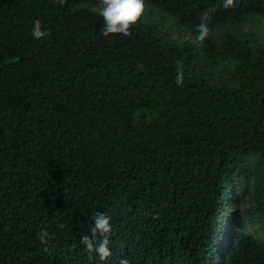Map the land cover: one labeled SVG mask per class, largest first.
Here are the masks:
<instances>
[{"label": "trees", "instance_id": "obj_1", "mask_svg": "<svg viewBox=\"0 0 264 264\" xmlns=\"http://www.w3.org/2000/svg\"><path fill=\"white\" fill-rule=\"evenodd\" d=\"M222 3L146 0L105 37L98 0H0V264H264V0Z\"/></svg>", "mask_w": 264, "mask_h": 264}, {"label": "clouds", "instance_id": "obj_2", "mask_svg": "<svg viewBox=\"0 0 264 264\" xmlns=\"http://www.w3.org/2000/svg\"><path fill=\"white\" fill-rule=\"evenodd\" d=\"M60 4L64 0H59ZM234 0H223L222 7L227 9L234 7ZM147 11L146 0H98L96 15L102 18L103 24L101 34L105 37L109 35H123L131 37L132 29L138 25L140 20L145 16ZM198 35L196 41H203L211 35V29L206 19H201V22L196 26ZM30 35L35 40H41L51 35V30L46 29L39 19L32 22ZM184 71L182 65H179L176 70L175 83L178 87L183 86ZM93 223L90 227V232L82 234L79 238V243L83 246L89 258L95 254L100 261H107L112 256V251L109 247L111 240L112 224L111 217L103 212H96L92 217ZM63 228V225L59 226ZM46 229H40L36 238L44 245V251H48V243L53 238ZM119 264H130L128 258L122 257Z\"/></svg>", "mask_w": 264, "mask_h": 264}, {"label": "rangeland", "instance_id": "obj_3", "mask_svg": "<svg viewBox=\"0 0 264 264\" xmlns=\"http://www.w3.org/2000/svg\"><path fill=\"white\" fill-rule=\"evenodd\" d=\"M97 5H98V4H97ZM97 5L90 7V10L96 12ZM146 19H147V17L144 16V17L140 20V22L145 21ZM140 22H139V23H140ZM139 23H138V24H139ZM136 26H137V25H136ZM248 29H249L248 24H247V25L244 24V25L242 26V30H243V31H246V30H248ZM250 29H251L252 32L255 31V27L250 28ZM257 31H258V30H257ZM177 33H178L177 31H171L172 37H175V36L177 35ZM181 36H183L182 38H184V39H190V40H192V41L194 40L193 36H192L190 33H184V34H182ZM225 204H227V202H225ZM228 208H229V206L226 205V209H228ZM225 216H226V215H224V217H223L222 225H224V226H229V224H230V220H225ZM227 217H230V213H227Z\"/></svg>", "mask_w": 264, "mask_h": 264}]
</instances>
